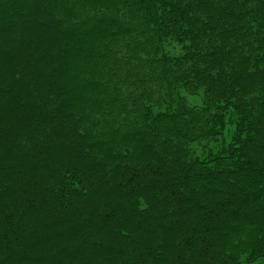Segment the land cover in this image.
Instances as JSON below:
<instances>
[{
	"label": "trees",
	"instance_id": "obj_1",
	"mask_svg": "<svg viewBox=\"0 0 264 264\" xmlns=\"http://www.w3.org/2000/svg\"><path fill=\"white\" fill-rule=\"evenodd\" d=\"M261 258L264 0H0V264Z\"/></svg>",
	"mask_w": 264,
	"mask_h": 264
},
{
	"label": "rangeland",
	"instance_id": "obj_2",
	"mask_svg": "<svg viewBox=\"0 0 264 264\" xmlns=\"http://www.w3.org/2000/svg\"><path fill=\"white\" fill-rule=\"evenodd\" d=\"M167 50L171 54H178L180 52V47L176 44H173L171 46L167 47ZM181 94L185 97L187 103L189 106H195L199 107L202 104V94L198 93L197 95H188L185 92L181 91ZM232 126H228L227 130L225 131L223 135V142L227 143L230 140L231 132H232ZM213 150H216L219 147V144L217 143H209L207 145ZM192 152L200 157H203L205 155V149L203 148L202 144H193L192 145ZM239 264H264V258L259 259L257 262L254 263H247L245 259H242Z\"/></svg>",
	"mask_w": 264,
	"mask_h": 264
}]
</instances>
